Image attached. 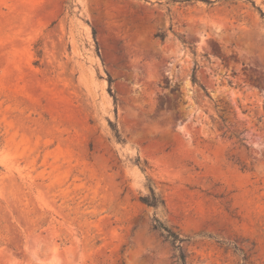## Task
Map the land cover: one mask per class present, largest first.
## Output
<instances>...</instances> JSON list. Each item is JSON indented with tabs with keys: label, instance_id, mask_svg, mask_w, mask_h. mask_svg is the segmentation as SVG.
I'll use <instances>...</instances> for the list:
<instances>
[{
	"label": "rangeland",
	"instance_id": "obj_1",
	"mask_svg": "<svg viewBox=\"0 0 264 264\" xmlns=\"http://www.w3.org/2000/svg\"><path fill=\"white\" fill-rule=\"evenodd\" d=\"M209 1L0 0V264H264V0Z\"/></svg>",
	"mask_w": 264,
	"mask_h": 264
},
{
	"label": "trees",
	"instance_id": "obj_2",
	"mask_svg": "<svg viewBox=\"0 0 264 264\" xmlns=\"http://www.w3.org/2000/svg\"><path fill=\"white\" fill-rule=\"evenodd\" d=\"M197 0H170L171 3L173 4H191V3H194L196 2ZM205 2H208L210 3L209 0H203ZM248 1V0H247ZM261 13V16L264 18V13L262 11H260ZM158 37L164 41L167 37V34L166 33H160L158 34ZM192 83L194 85H199V81L196 77V75H194L192 77ZM112 84H113V81L109 80V92L111 94V96L113 97L114 99V103L115 105L117 104L118 100L116 98V96L113 94L112 92ZM203 88V90L207 93V90L203 87V86H200ZM113 125V124H111ZM113 132L115 134V137L117 138L118 141H121L122 138H121V135L119 133V130L117 129V127L113 126ZM140 162V160L138 159V163ZM144 167H141V170L144 174H146V169L148 168V164L147 162L144 163ZM148 179V188H149V195H146V196H141L140 197V202L142 204H144L145 206L149 207V208H159L161 205H164V201L160 198V196L158 195V193L156 192V189L154 187V185L152 184L151 180H149V178L147 177ZM154 222H155V226L154 228L160 232V234L165 238V240L167 242H169L171 244V246L173 247V249L177 252V259L178 261L181 263V264H187L186 262V258H185V255H184V252H183V248H182V244L183 242L185 241V239H183L180 235L176 234L171 228H169L168 226H166L163 222H161L158 218H154ZM235 250L241 252L243 255H244V251L243 250H240L238 249L237 247H235ZM244 261H246V257L244 256Z\"/></svg>",
	"mask_w": 264,
	"mask_h": 264
}]
</instances>
